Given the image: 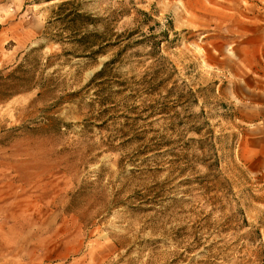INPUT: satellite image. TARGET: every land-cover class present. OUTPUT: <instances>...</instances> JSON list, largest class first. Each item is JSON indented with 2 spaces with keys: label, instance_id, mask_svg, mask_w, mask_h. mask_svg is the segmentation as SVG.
I'll list each match as a JSON object with an SVG mask.
<instances>
[{
  "label": "rangeland",
  "instance_id": "obj_1",
  "mask_svg": "<svg viewBox=\"0 0 264 264\" xmlns=\"http://www.w3.org/2000/svg\"><path fill=\"white\" fill-rule=\"evenodd\" d=\"M67 1L99 54L54 21ZM207 2L0 0L33 35L2 50L0 264H264V158L228 91L255 40Z\"/></svg>",
  "mask_w": 264,
  "mask_h": 264
},
{
  "label": "crops",
  "instance_id": "obj_2",
  "mask_svg": "<svg viewBox=\"0 0 264 264\" xmlns=\"http://www.w3.org/2000/svg\"><path fill=\"white\" fill-rule=\"evenodd\" d=\"M207 1L212 2L205 0V4H208ZM224 1L232 2L234 9L219 14L212 12V17H219V28L226 34H244L242 38L249 36L251 41L255 40L249 49V84L239 86L235 83L232 90L228 89L239 100V108H236L239 117L235 120L243 125L239 128L240 154L241 157L264 158V0ZM243 3H247L248 7L243 8ZM209 16L205 7V20H211ZM7 40L12 41L15 49L21 50L32 42V31L17 23L5 29L0 28V64L4 66L14 61L12 56H2L3 45Z\"/></svg>",
  "mask_w": 264,
  "mask_h": 264
},
{
  "label": "trees",
  "instance_id": "obj_3",
  "mask_svg": "<svg viewBox=\"0 0 264 264\" xmlns=\"http://www.w3.org/2000/svg\"><path fill=\"white\" fill-rule=\"evenodd\" d=\"M44 2H52L55 0H41ZM74 1H67V2H62L58 5V11L61 12L62 14H58L57 15V19H55L54 21L56 23H63V25L67 26V29H69L71 31V34H77L78 36H76L75 38H73V40H69L70 42L76 41L75 43H79L82 47H85L87 49V51H89L88 56L92 57L95 56L97 54H99L101 52V49L103 48L102 44H95V42H90L88 41V39H93L95 35H81L79 36V31L76 28L77 24H78V19H81L83 17H85L82 14H79L78 12L74 11V10H68L67 8L70 6L74 5ZM71 27V28H69ZM96 37V36H95ZM53 41L55 42H61L60 40H57L56 37H52L51 38ZM94 47H96V50H94ZM110 64V63H108ZM102 73V72H101ZM101 73H99L98 76L101 75Z\"/></svg>",
  "mask_w": 264,
  "mask_h": 264
}]
</instances>
